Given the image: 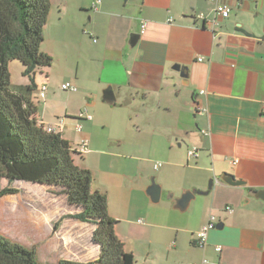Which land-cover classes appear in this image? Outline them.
I'll return each mask as SVG.
<instances>
[{"label": "crops", "instance_id": "crops-1", "mask_svg": "<svg viewBox=\"0 0 264 264\" xmlns=\"http://www.w3.org/2000/svg\"><path fill=\"white\" fill-rule=\"evenodd\" d=\"M218 4L232 12L214 24ZM133 34L140 38L129 50ZM41 48L56 67L35 76L40 88L47 86L37 103L38 120L75 149L89 140L81 167L92 172L93 189L107 195L116 234L137 264H264V201L248 197L249 189L264 190V0H51ZM176 65L188 67L187 80ZM65 82L78 87L79 113L54 111V122L51 104ZM109 86L116 105L103 101ZM85 108L101 118L118 114L125 133L94 138L95 117L82 118ZM145 141L153 160L141 154ZM192 149L195 158L188 155ZM222 173L247 185L219 183L185 212L174 208L184 191H206ZM152 175L162 187L159 203L146 193ZM60 198L70 214L81 209ZM211 214L222 227L202 248L197 233ZM69 220L91 227L92 235L76 248V257L64 259L98 258L96 227Z\"/></svg>", "mask_w": 264, "mask_h": 264}, {"label": "trees", "instance_id": "trees-1", "mask_svg": "<svg viewBox=\"0 0 264 264\" xmlns=\"http://www.w3.org/2000/svg\"><path fill=\"white\" fill-rule=\"evenodd\" d=\"M51 0H0V201L21 192L17 182L47 187L81 209L66 219L96 227L93 241L100 256L88 262L61 259L55 264H137L116 234L105 193L94 190L92 172L78 165L83 153L57 131L38 120L40 87L35 75L51 68L54 58L42 51ZM20 61L27 85L12 86L10 63ZM4 180L7 185H4ZM0 264H52L41 261L38 248L27 247L0 234Z\"/></svg>", "mask_w": 264, "mask_h": 264}, {"label": "rangeland", "instance_id": "rangeland-1", "mask_svg": "<svg viewBox=\"0 0 264 264\" xmlns=\"http://www.w3.org/2000/svg\"><path fill=\"white\" fill-rule=\"evenodd\" d=\"M53 65L55 66L56 64ZM9 69L14 88L30 83L29 77L24 74L26 68L20 61L11 62ZM57 93L60 97H57L55 103L51 104L49 118L56 122V117H52L53 112H64L66 107H68L70 112L79 113L80 98L76 93L63 91L62 85L58 88ZM103 105L111 108L107 104ZM91 113L95 117V121L91 122L94 126L91 133L94 138L104 139L106 135L113 136L120 133L119 131L125 133L124 128L120 127L121 124L119 122L121 121L118 114L107 112L101 118L96 116L93 111ZM62 117L65 118L64 115ZM135 121L138 122V120L134 119ZM73 127L69 126V128ZM76 133H78L77 130ZM68 136L71 137L69 134ZM138 138V136L133 135L131 140L140 144V142H137ZM76 139H79V137ZM142 144L145 146L143 153H141L143 158L145 160H153L148 157L146 141ZM77 163L79 166H83L82 159L78 160ZM150 163L147 164V161L145 162L147 165H150ZM152 177L156 176L152 175L149 177L150 183ZM3 183L7 185L6 180ZM15 186L21 192L0 201V234L27 247L37 246L42 260L45 261L56 262L59 259L76 257L78 255L76 254V248L88 244L92 235V228L89 226H78L75 222L68 219L59 223L56 229V224L61 218L66 214H70V209H67L64 200L57 198L47 188H31L32 186L27 182H17Z\"/></svg>", "mask_w": 264, "mask_h": 264}, {"label": "water", "instance_id": "water-1", "mask_svg": "<svg viewBox=\"0 0 264 264\" xmlns=\"http://www.w3.org/2000/svg\"><path fill=\"white\" fill-rule=\"evenodd\" d=\"M128 0H125V2ZM139 35H131L130 40L128 42V49H134L139 41ZM175 70L180 73V77L182 79H188L189 77V69L186 66L176 65ZM103 101L108 103L109 105H116V95L115 91L112 86H109L104 91ZM221 184L224 186L230 187H241L246 186L247 182L242 179H237L234 175L229 173H222L217 180L211 179L209 182L208 190L206 191H198L197 189L193 190H186L183 192L180 198L175 199L174 208L180 210L181 212H185L191 202L196 198L197 195L199 196H207L210 192L216 187L217 184ZM147 195L152 199L154 203H159L163 197L162 187L159 183H157L156 177H152L151 184L147 188ZM248 197L249 198H256L261 199L264 201V190L255 191L252 189L248 190ZM222 223L217 224V228H221Z\"/></svg>", "mask_w": 264, "mask_h": 264}, {"label": "built area", "instance_id": "built-area-1", "mask_svg": "<svg viewBox=\"0 0 264 264\" xmlns=\"http://www.w3.org/2000/svg\"><path fill=\"white\" fill-rule=\"evenodd\" d=\"M231 12H232V8H231L230 5H228V4H218L216 6V9H215V18H214V21H213L214 24H218V19L219 18H221V19L228 18L230 16ZM145 28H146V23L143 25V29L144 30H145ZM62 89L64 91H67V92H76V91H78V87L74 83H71V82H65L62 85ZM46 93H47V86L43 85L40 88V93H39L40 98L44 99L46 97ZM81 117L86 119V120H91L92 119V115L89 113L87 108L83 109ZM47 130L49 132H55L56 131L53 127H47ZM77 131L81 133L83 131V128L81 126H77ZM79 151L81 153H83V154H85V153H87L89 151V140L87 138H83L81 140ZM188 155H189L190 158H195L198 155V151L196 149H192V150L189 151ZM161 166H162V163L159 162V163H156L154 165V168L157 170ZM217 224H218L217 217L214 214H211L209 216V219H208L207 223L197 233V238H196V245L197 246L203 248V247H205L207 245L209 233L212 230H215L217 228ZM216 250L218 252H220V251H222V247L218 246L216 248ZM207 263H208V261L204 260L202 264H207Z\"/></svg>", "mask_w": 264, "mask_h": 264}, {"label": "bare ground", "instance_id": "bare-ground-1", "mask_svg": "<svg viewBox=\"0 0 264 264\" xmlns=\"http://www.w3.org/2000/svg\"><path fill=\"white\" fill-rule=\"evenodd\" d=\"M20 183H24V182H20Z\"/></svg>", "mask_w": 264, "mask_h": 264}]
</instances>
